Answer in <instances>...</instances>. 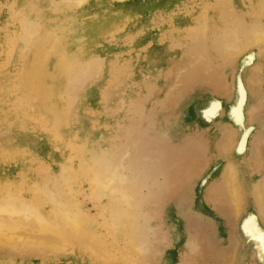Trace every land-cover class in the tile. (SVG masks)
<instances>
[{
    "label": "rangeland",
    "instance_id": "374dc122",
    "mask_svg": "<svg viewBox=\"0 0 264 264\" xmlns=\"http://www.w3.org/2000/svg\"><path fill=\"white\" fill-rule=\"evenodd\" d=\"M263 2L0 0V197L70 211L118 264H264ZM78 23L44 100L33 52ZM18 247L0 264H116Z\"/></svg>",
    "mask_w": 264,
    "mask_h": 264
},
{
    "label": "bare ground",
    "instance_id": "6f19581e",
    "mask_svg": "<svg viewBox=\"0 0 264 264\" xmlns=\"http://www.w3.org/2000/svg\"><path fill=\"white\" fill-rule=\"evenodd\" d=\"M83 1H85V0H68V4H69V6H78ZM84 33H85L84 27L81 23H78L76 26L74 25V27H72V28L71 27L65 28V30H64V28L63 29H54L51 33H47L42 38L44 41V43H42V45L36 46L37 49L33 52L31 65H30V68L28 70V83L30 86L33 87V89L35 90L36 95L38 97L45 98L44 100H46V96H44V94H45L44 92H54V90H51L49 88L47 78L52 73L51 71L54 69L55 65H58L61 68V71L65 72V73H68V71L72 68L71 64H70V62H71L70 61L71 54L69 52L70 49H67L66 46L65 47L63 46V43H62L63 37L65 35L70 37L71 42H75V37H76L77 41H81L82 36H84L83 35ZM254 38H255L254 39L255 41H258L261 39V37L259 36V33H257ZM222 40H220V42L218 41L219 44H221L222 42L224 43L226 41V40L225 41L224 40L222 41ZM29 41H30V39H29ZM37 42H39V41H37ZM44 44H46L47 47H44ZM219 44H218V46H219ZM225 44L227 47V45H228L227 43H224L221 45V47L224 45V48L222 47L223 50L219 46V48H221L220 50H222L220 52L224 53V51L225 52L228 51L225 49ZM15 46H16V44H15ZM219 48H217V49H219ZM58 108H60V107H58ZM53 112H55L54 109H53ZM20 149H18V150H20ZM29 151H30V149H29ZM73 151H74V149H73ZM28 157H29V155H28ZM62 170H64V167ZM9 191H12V190L9 188H6L7 194L5 195V197H0V247L12 248V249L14 248L15 249L16 247L20 246V248L22 247L23 249L28 250V249H33L36 246H42V248L45 247V248L53 251V250H57L61 244H66L67 241H69V240L73 241L74 240V241L79 242L80 246L83 243V245L85 246V249L88 250L90 253H94V255L98 257V259L108 260V258H109L108 253H107V251H105L104 245L98 244L97 243L98 239L95 238V239H97V240H95L94 237L92 236V234L89 233L90 235H88V237L86 235H84L83 229L81 228V224H80V223H83L84 221L81 222V220L78 218V216H75L70 211L60 210V209H57L52 214L47 213L44 215V214H42L43 211L41 212V210L38 209V207L34 203V200H32L31 202L20 201V200H18V196H16L14 193H10ZM42 191H43V189H42ZM12 192H14V191H12ZM19 193H16V194H19ZM19 198H21V197H19ZM1 200H3V201H1ZM16 201H18V203H20V206H17V205L15 206ZM51 202H53V201H51ZM45 205H46V203H45ZM43 208H44V206H43ZM19 211L23 213L22 216H19V213H18ZM84 225H85V223H84ZM19 232L23 233V234H26V232L35 233V235H33V236H28V235L19 236L18 235ZM36 234H38V236ZM103 242H104V240H103ZM20 248L18 247V249H20ZM35 250H37V249H35ZM36 254H37V251H36ZM109 259L113 260V258H109ZM113 261L116 262V264L119 263V259L118 260L114 259Z\"/></svg>",
    "mask_w": 264,
    "mask_h": 264
},
{
    "label": "snow or ice",
    "instance_id": "6c2138e0",
    "mask_svg": "<svg viewBox=\"0 0 264 264\" xmlns=\"http://www.w3.org/2000/svg\"><path fill=\"white\" fill-rule=\"evenodd\" d=\"M260 239H261L262 241H264V233L261 234Z\"/></svg>",
    "mask_w": 264,
    "mask_h": 264
}]
</instances>
